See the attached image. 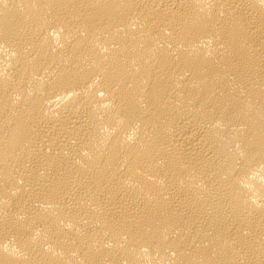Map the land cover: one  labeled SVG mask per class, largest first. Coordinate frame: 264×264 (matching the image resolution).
Segmentation results:
<instances>
[{"label":"bare ground","instance_id":"obj_1","mask_svg":"<svg viewBox=\"0 0 264 264\" xmlns=\"http://www.w3.org/2000/svg\"><path fill=\"white\" fill-rule=\"evenodd\" d=\"M0 264H264V0H0Z\"/></svg>","mask_w":264,"mask_h":264}]
</instances>
